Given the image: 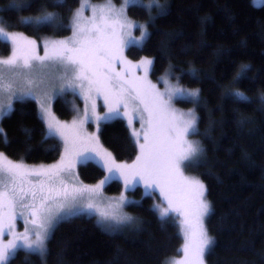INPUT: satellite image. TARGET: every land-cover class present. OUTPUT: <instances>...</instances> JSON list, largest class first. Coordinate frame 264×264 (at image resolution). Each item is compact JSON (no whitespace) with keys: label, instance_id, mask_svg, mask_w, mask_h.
I'll return each mask as SVG.
<instances>
[{"label":"trees","instance_id":"obj_1","mask_svg":"<svg viewBox=\"0 0 264 264\" xmlns=\"http://www.w3.org/2000/svg\"><path fill=\"white\" fill-rule=\"evenodd\" d=\"M147 1L127 7L130 17L146 21L148 33L141 45L128 46L126 54L132 60L151 57L153 78L168 70L182 85L198 90L196 100L177 104L193 106L196 112L193 136L202 153L189 171L207 188L211 213L205 226L215 240L205 262L264 264V2ZM79 2L64 0L57 6L56 0H0V19L6 29L36 38L64 36L71 31V14ZM44 13L55 14L62 27L36 25L34 18ZM9 52L0 41V56ZM73 99L80 103L72 92L57 96L52 103L55 114L70 118ZM13 106L15 111L0 124L8 140L0 143V151L27 163L57 159L62 143L46 134L36 102L21 98ZM98 135L116 160L134 158L137 147L123 119L102 122ZM78 175L94 182L104 169L80 164ZM141 185L129 191L138 199L128 205L137 218L132 227L109 232L93 216L79 213L55 225L45 258L33 254L30 264H165L180 254L183 237L176 216L162 223L152 207L153 195H145ZM120 188L121 181L105 185L111 193ZM11 264H25L24 252Z\"/></svg>","mask_w":264,"mask_h":264},{"label":"snow or ice","instance_id":"obj_2","mask_svg":"<svg viewBox=\"0 0 264 264\" xmlns=\"http://www.w3.org/2000/svg\"><path fill=\"white\" fill-rule=\"evenodd\" d=\"M63 3L64 0H56L57 6H62ZM129 3L134 4L135 0H124L125 6L116 10L111 0L100 6L92 5L90 0H81V8L73 17V36L67 41H43L42 56L37 52L39 46L36 41L11 33L0 25V41L6 42L11 48L10 56L0 59V92L11 91L12 83H5L6 77H11L24 80L29 85L19 91V96L15 92L12 96L19 99L30 95L31 86L35 84L34 74L49 63H55L64 69L63 78L67 80L64 87L79 88L85 99L90 98L93 92L103 97L108 106V112L103 117L96 116L95 104L92 105V116H95L97 131L100 129L101 120L112 121L123 117L128 118L129 126L134 120L139 121L142 130L133 129L131 133L134 143L139 144L140 148V155L132 164H117L112 153L102 148H89L77 152L74 162H65L62 158L60 164L50 168L29 169L22 163H13L0 153V239L5 235L12 236L7 243L0 245V264H11L21 251L24 252L25 264H30L29 258L33 254L43 260L47 252L45 241L49 238L50 231L56 224L70 221L77 215L72 202L79 199L84 191H98L104 184L120 180H123L125 190H134L142 183L148 190L145 195L152 196L155 191L160 192L168 205L160 209L162 223L172 218V212H178L184 217L181 221V231L185 239L181 249L184 257L172 264H204L206 254L214 247L215 240L208 235L203 223L204 218L211 213V206L205 198L207 188L199 179L187 177L183 173V168L192 166L194 157L202 153L199 145L186 139L196 131L195 114L189 112L177 115L171 108L173 97L185 90L179 87L169 89L165 98L163 93L156 90V85L128 80L121 73L114 71L113 65L119 59L121 48L131 42V38L127 41L115 39L116 30L136 27L125 15ZM253 3L255 4L256 0H253ZM28 6H31L30 2ZM157 6L159 7L158 3ZM84 9L92 12L91 19L84 17ZM34 20L36 25L62 27L52 13H44ZM140 39H144V34ZM141 63L152 65L153 61L144 60ZM60 90L63 91L64 88ZM197 94L198 90L188 93L191 97H196ZM235 95L246 99L242 93ZM10 101L11 97L7 104L0 103V124L15 111ZM41 111V118L47 123L48 133L65 141V153L68 155V133L78 139L80 126L92 116L85 111L82 119H74L71 125H62L44 103L41 104ZM25 133L31 135L30 130L25 129ZM141 136L143 143H140ZM88 139L98 144V137L95 135ZM0 143H8L2 126ZM89 163L106 169L108 175L95 188L77 189L73 186L69 190L61 178V173L71 174L75 164L87 166ZM27 176H45L49 184L48 194H44V181H37L38 188L35 185L25 188ZM57 181L60 184L59 189L55 187ZM53 193L56 195H52ZM57 196L62 199L57 200ZM125 202L127 198L122 195L117 208ZM91 207L89 204L88 208ZM17 215L24 219L25 224L31 223L32 227H25L22 233H15ZM28 216L31 217L30 220ZM118 216V212L102 213L104 220L116 219ZM131 219L132 217L128 216L120 217L121 221Z\"/></svg>","mask_w":264,"mask_h":264},{"label":"rangeland","instance_id":"obj_3","mask_svg":"<svg viewBox=\"0 0 264 264\" xmlns=\"http://www.w3.org/2000/svg\"><path fill=\"white\" fill-rule=\"evenodd\" d=\"M137 1H140V0H135V3ZM152 1L153 0L147 1V4H148V2H152ZM252 2H253V0H252ZM263 2H264V0H256L255 5H260ZM90 3L92 5H95V6H100V5L106 4L107 0H90ZM111 3L116 10H119L125 6L124 0H119V2H116L115 0H111ZM127 7L125 9V15L127 17V20L129 22H131V24L136 25V27L125 28L123 30L117 29L115 39L121 40V41H127V40H130V38H131V42L128 46H130V45H141L142 42L144 41L147 33H148L147 23H146V21H141V20H137V19L130 17L127 14ZM80 8H81V0L79 2L78 6L72 11L70 26H72L74 14ZM83 15L85 18L91 19L92 12L89 9H84ZM0 25H2L1 19H0ZM145 29H146V34H145ZM6 30H8V29H6ZM8 31L11 33L17 34L19 36H22V37L26 38L27 40L36 41L37 45L39 46L37 48V52L41 56L44 55V48L42 47L43 41H60V40L67 41V40H69L70 37L73 36L72 27H71V31L69 34L64 35V36H59V37L42 36V37L36 38L33 36L26 35L20 31H15V30H8ZM142 34H144L143 40L140 39ZM137 41H139V43H136ZM128 46L121 48V50L118 54L119 59L116 60L114 62V65H113L114 71L121 73V75L125 79H128V80H136V81L141 82V83H151V84L156 85V90L160 93H163L165 98L168 95L169 89H174L176 87L184 89L185 91L182 94H177V96L173 97L172 102H171V108L175 110V113L177 115H179L181 113L187 114L189 112H193L196 116V112H195V109L193 106L182 107V106L177 104V101L178 100H193V101L196 100V98L198 97V94L196 97H191L190 95H188V93H191L193 91H197V89L182 85L175 77H173L170 74V72L168 70L163 71L156 78H153L151 76V66L152 65H144L141 63V61L152 60V58L146 56V57H142V58H139L136 60H132L126 54V49ZM10 54H11V48H10V52L5 56H0V59L7 58L8 56H10ZM63 77H64L63 67H61L55 63H49L47 67L39 69L38 73L34 74L33 79L35 80V84L31 86L32 92L30 95H25L22 98H31L36 102L37 110H38L40 117H42L41 104L44 103L45 106L51 112L52 116H54L55 119L57 121H59L62 125H71L72 121L74 119H82L85 111H87L88 114L90 116H92V105L93 104H95L96 116L103 117L105 115V113L108 112V106L105 104L102 96H98L95 92H93L91 94L90 98L85 99L84 95L81 94L79 88L64 87L67 83V80L64 79ZM8 82L12 83L11 91L0 92V103L7 104L9 102V98L11 97L10 102L13 104V101L18 99V98L12 96V93L15 92V93H17V96H19V91L21 89H26L27 87H29V85H27L26 81H24V80L12 79L11 77H6L5 83H8ZM62 87L64 88L63 91L60 90ZM64 92L74 93L77 96V98L80 100V103H78L77 100L73 99L71 102L72 109H73V115L70 118H64L63 119V118H60L59 116H57L55 114V112L53 111V108H52V103H53V100L57 96L62 95ZM19 99H21V98H19ZM121 119H123L124 122L127 124L129 134L134 141V138L132 137L131 133H132L133 129H135L136 131H142L141 126H140V122L134 120L132 125L129 126L127 117H123ZM42 120L44 121V124H45L46 134L50 135L48 133L47 123L45 122L44 119H42ZM102 122H104V120H101L99 123L101 124ZM98 132L99 131H97V122H96L95 116H92V118L90 120H88L87 122L83 123L80 126V134H79L78 139L74 138L72 136V134L69 132L68 133L67 147L70 149V152L68 155H66V153H65V147H66L65 141L63 139H61L59 136L51 135V136H55L56 138H58L61 141L62 150H61V153L59 154V156L57 157V159H55L49 163H27V162L20 160V159L19 160L11 159L1 151H0V153H2L4 157H6L8 160H11L13 163H17V164L22 163L23 165H25L29 169H41V168L47 169L53 165L60 164L62 158L65 159V162H67L69 160L74 162L76 159V153L77 152L84 151V150L89 149V148H102L103 150H106L107 152L112 153L110 149H108L107 147H105L101 143ZM93 135L98 137V144L95 142H92L88 139V137H91ZM186 139L190 142H193L194 144L199 145V147L201 148V145L199 144L198 140L193 136V133L189 134L186 137ZM143 142H144L143 136H141L140 143H143ZM136 147H137L136 154L131 161H128V162L127 161H118L114 158L116 163L117 164H132L136 160V157L138 155H140L139 144H136ZM112 156H113V154H112ZM199 156H200V154H198L196 157H194V161H196L199 158ZM79 165L80 164H75V166L71 169V174H69L67 172L61 173V178L64 180V183L68 186L69 190H71L73 188V186L77 189H81V188H85V187L89 188V189L95 188V186L98 185L100 183V181L103 180L106 175H108L107 170L104 169V175L101 178L97 179L94 182H84L80 179V177L78 175V166ZM190 167L191 166L183 168L184 175L187 177L199 179L201 181V179L198 176H196L191 171H189ZM37 181H44L45 182V184H44L45 193L44 194L47 195L48 194L47 189L49 187V184L47 183V178L45 176H40V177L27 176V177H25L24 187L29 188V187H32L35 185L38 188ZM120 181H121V188L118 192H113V193L107 192L105 190V185L107 183L104 184L103 187L101 189H99L98 191H94V192L84 191L82 196L79 199H77L75 202H72L73 207H74V211L77 214L84 213V214L93 216L96 219V221L104 229H106L109 232H119V231H122L126 228L132 227L134 225V223L136 224L137 218L134 215V213L128 209V205L131 203H135L136 201H138V199H136L135 197H133L129 193L130 190H125L123 180H120ZM141 186H142V192L145 194L146 191H148V190H146L144 188L143 184ZM55 187L57 189L60 188L59 181L56 182ZM155 192H156V194L153 193L154 200L152 202V207L156 210V212L160 216V214H159L160 209L166 208L168 205H167V202L164 200V197L160 194V192L159 191H155ZM38 195H39V192H38ZM52 195H56V193H53ZM122 195L127 198V202L122 203L120 205V207L117 208V204L120 201V197ZM56 198H57V200L62 199V197H60V196H57ZM206 200H207V198H206ZM207 202H208V200H207ZM37 203H39V201H37ZM89 204L92 205L91 208H88ZM157 205H159L160 207L157 208L156 207ZM55 210L56 209L54 207L53 213H55ZM19 211H20V209L18 208L17 212H19ZM114 212L119 213V216L116 219H109V220L103 219L102 213L112 214ZM171 214L175 215L176 218H175V216H173ZM171 214L170 215L176 219V221L179 225L180 231H181V221L184 219V217L181 216L178 212H172ZM26 216H27V213H26ZM123 216L132 217V219L127 220V221H121L120 217H123ZM206 217L204 218V221H203L205 228H206V226H205ZM28 219L30 220L31 217L28 216ZM15 224H16V227L14 229L15 233H22L24 231L25 227H28V228L32 227L31 223L25 224L24 219H21L18 215H17V219L15 221ZM51 231H50V233H51ZM181 234L183 237V242L180 246V249L182 248V246L185 242L184 235H183L182 231H181ZM10 239H12V236L5 235L2 239H0V245L7 243L8 240H10ZM45 243H47V240L45 241ZM183 257H184V254H183V251L181 250L180 254H177L176 256L169 258L168 260H166L165 264H172V262L180 261L183 259ZM204 264H206L205 258H204Z\"/></svg>","mask_w":264,"mask_h":264}]
</instances>
